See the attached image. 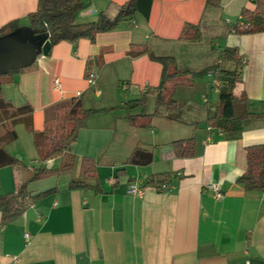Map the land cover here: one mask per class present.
Listing matches in <instances>:
<instances>
[{
    "label": "crops",
    "instance_id": "crops-1",
    "mask_svg": "<svg viewBox=\"0 0 264 264\" xmlns=\"http://www.w3.org/2000/svg\"><path fill=\"white\" fill-rule=\"evenodd\" d=\"M129 1L83 0L87 9L81 15L93 22ZM38 3L0 0V28L15 20L26 27ZM253 7L254 0H155L147 16L134 17L135 24L122 22L95 42H60L31 67L6 76L0 97L16 107L30 104L36 132L44 129L46 112L62 102L81 100L87 109L104 112L78 131L71 146L74 165L57 176L29 182L34 170L58 169L62 158L21 162L8 151L18 164L0 169V197L27 182L32 195L48 193L10 223L2 222L0 212V264H264V191L249 192L238 183L247 168L246 148L264 144V118H247L227 133L207 123L227 91L220 75L209 76L211 70L238 71L234 94L247 98L251 112L263 110L264 32L235 31L243 10ZM185 25L198 27L195 40L180 38ZM36 35L46 40L44 33ZM142 46L149 53L128 55ZM226 49L236 50L240 63L221 59ZM150 54L173 57L184 72L165 90L167 100L185 104L181 109L157 104L152 90L161 83L162 65ZM88 68L97 72L94 86L88 84ZM195 91L206 108L194 106L185 116ZM122 92L127 101L149 93L144 111L120 108ZM150 96L153 112H147ZM131 115L141 116L132 121ZM26 130L41 160L34 134ZM189 139L196 142L195 155L178 156L174 142ZM137 149L151 152L152 162L132 163ZM83 158L96 161V179L69 189ZM159 175L166 176L169 190L146 186ZM130 183L145 187L144 197L129 195ZM212 183L221 184L222 199L214 198Z\"/></svg>",
    "mask_w": 264,
    "mask_h": 264
},
{
    "label": "trees",
    "instance_id": "trees-1",
    "mask_svg": "<svg viewBox=\"0 0 264 264\" xmlns=\"http://www.w3.org/2000/svg\"><path fill=\"white\" fill-rule=\"evenodd\" d=\"M155 0H130L122 6H118L116 14L101 12L96 21L79 23L78 16L85 7L83 0H39L37 10L28 15L26 27L37 33H44L46 40L50 42L51 48L60 42L66 41L77 44L82 39H88L95 42L98 34L115 31L122 22L133 21L138 13L145 16L149 14V9ZM244 21L249 24L246 28L236 27L238 33L254 34L264 32V0H254L253 9H244L242 12ZM23 26L21 21L15 20L0 28V37L13 33L16 29ZM198 27L194 25H185L180 38L182 40L193 41L197 38ZM149 53L146 46H142L129 51L130 57H137ZM151 59L161 63L162 78L160 85L152 90L157 94V104L173 105L172 110L181 109L185 104L174 99L167 100L165 90L168 84L183 74L177 68L173 57H159L150 54ZM221 59L231 60L240 63V57L236 50H224L221 52ZM33 65V64H32ZM19 70H12L0 73V90L2 84L6 81V76ZM221 82L226 86L227 91L219 96L218 110L215 115L207 120L209 126L217 128L223 132L237 131L247 118H264V101L262 102V112H251L247 109L241 119L236 118L235 103H247V98L236 96L234 90L239 83V72L221 71ZM144 94L140 99L127 101L119 107L127 111L142 109L144 111L147 103V95ZM0 111L3 116V122L0 126V169L7 166H15L18 160L6 149V145L13 143L18 139L15 126L23 124L34 134L35 145L40 154L42 162L46 160L62 158V164L58 169H48L44 166L34 170L29 182L39 181L59 175L62 171L73 167L75 158L71 155V146L77 139V133L82 129L86 121L104 110L87 109L81 100L73 99L69 103H60L46 114L44 129L36 132L33 129L34 109L30 104L20 107L12 105L0 97ZM138 116H130L133 121ZM142 113V117H143ZM72 125L69 131V125ZM174 148L178 156L190 157L195 155L196 142L194 139L180 140L174 142ZM247 168L245 173L238 179L246 191H264V144L253 145L246 148ZM132 163L147 165L152 162L153 155L144 149H137L130 157ZM166 176H156L149 178L146 182L148 187H157L165 182ZM96 179V161L91 158L81 160L80 172L78 177L74 178L69 185V189H78L89 186V182ZM48 192L32 195L28 191V182L21 184L13 193L0 197V212L2 213V222L10 223L18 218L26 208L40 197Z\"/></svg>",
    "mask_w": 264,
    "mask_h": 264
},
{
    "label": "water",
    "instance_id": "water-1",
    "mask_svg": "<svg viewBox=\"0 0 264 264\" xmlns=\"http://www.w3.org/2000/svg\"><path fill=\"white\" fill-rule=\"evenodd\" d=\"M28 30V37L38 34ZM51 45L48 40L35 43L22 42L19 35L11 33L0 37V73L19 70L35 63L41 54L48 55ZM247 111L244 103H235L236 118L241 119Z\"/></svg>",
    "mask_w": 264,
    "mask_h": 264
},
{
    "label": "rangeland",
    "instance_id": "rangeland-1",
    "mask_svg": "<svg viewBox=\"0 0 264 264\" xmlns=\"http://www.w3.org/2000/svg\"><path fill=\"white\" fill-rule=\"evenodd\" d=\"M87 9V7H84L82 10H81V12L79 13V16H78V22L79 23H84V22H89L90 20H88L87 18H82V15L81 14H83V12L85 11ZM127 24H129L128 22H125V23H123L122 25H124V27L127 25ZM130 25L131 26H133L131 23H130ZM129 25V26H130ZM24 29H27V27H24V26H21V27H19L18 29H16L15 31H14V34H17V35H19L20 36V38H21V41L22 42H30V41H33V42H35V43H39V42H41V35H35V36H32L33 38H29L28 37V35H26L24 32H23V30ZM31 32V31H30ZM228 64V62L226 61L225 63H224V66H223V68H224V70H226L227 69V67H226V65ZM207 73V72H206ZM205 74H203V75H200L201 77H204V78H206V76H204ZM179 91H181V89H179ZM190 92V90H187V89H185V90H183L182 91V93H189ZM186 94V95H187ZM191 94V93H190ZM122 102L123 103H125V102H127V100H124V98H125V96H124V93L122 92ZM192 95H193V97H192V99H194L195 98V96H196V98L194 99V100H188L187 101V105H186V107H185V109H183L182 110V112L185 114V116H187L188 115V112L194 107V106H198L199 108H201V109H205L206 108V105H204L202 102H201V100H200V98H199V96H200V93L198 94V93H196V91L194 92V93H192ZM199 95V96H198ZM128 96V95H127ZM198 97V98H197ZM140 99V98H139ZM197 99H198V102H195V101H197ZM209 108H212V104H208L207 105ZM93 107H95L94 105H93ZM86 108V107H85ZM154 108H155V97H151L150 96V99H149V103H148V106H147V112H153L154 111ZM160 108V110H163V107H159ZM89 109H97V108H89ZM138 110H142L141 108L140 109H138ZM138 110H136V111H138ZM143 111V110H142ZM71 129H72V125L70 124L69 125V131H71ZM15 130H16V132H17V134H18V139H17V141L16 142H14V143H10V144H8L7 145V150L8 151H10V152H12L13 153V155L15 156V157H17L21 162H26V161H28L29 163H33L35 160L36 161H38V163L40 162H42V161H40L39 160V158L37 157V156H35L36 155V153H35V148H34V145H33V141H32V135L26 130V128H25V126H23V125H18V126H16L15 127ZM22 157V158H21ZM35 157H37V158H35ZM33 159H35V160H33ZM41 166H43V165H41Z\"/></svg>",
    "mask_w": 264,
    "mask_h": 264
},
{
    "label": "built area",
    "instance_id": "built-area-1",
    "mask_svg": "<svg viewBox=\"0 0 264 264\" xmlns=\"http://www.w3.org/2000/svg\"><path fill=\"white\" fill-rule=\"evenodd\" d=\"M132 23L135 24L134 21H132ZM247 26H249V24H247L244 21L243 17H240L237 20V27L246 28ZM208 74H209V76H214V75L219 76L220 72L218 70H211V71H209ZM96 80H97V72H96V70L94 68H88V70H87V81H88V84L90 86H94V85H96ZM215 84L217 86H219L220 82L217 81V82H215ZM56 85H58L57 81H56ZM79 95H81V94L79 93ZM208 187L213 191L214 198L216 200H220V199L223 198L224 192L222 190V186H221L220 183H212ZM158 190L167 191V190H169V186L166 183H163V184H161L159 186ZM127 193L129 195H131V196L142 198V197H144V195L146 193V188L143 187V186H140L137 183H130L128 185V188H127ZM26 237H29V235L26 234ZM246 264H250V263L247 262Z\"/></svg>",
    "mask_w": 264,
    "mask_h": 264
}]
</instances>
